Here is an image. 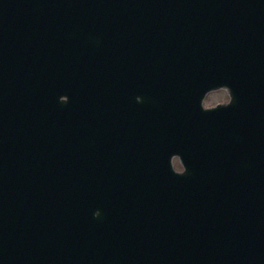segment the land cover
<instances>
[{
  "label": "water",
  "instance_id": "water-1",
  "mask_svg": "<svg viewBox=\"0 0 264 264\" xmlns=\"http://www.w3.org/2000/svg\"><path fill=\"white\" fill-rule=\"evenodd\" d=\"M62 1L0 0V264H264V0Z\"/></svg>",
  "mask_w": 264,
  "mask_h": 264
},
{
  "label": "bare ground",
  "instance_id": "bare-ground-1",
  "mask_svg": "<svg viewBox=\"0 0 264 264\" xmlns=\"http://www.w3.org/2000/svg\"><path fill=\"white\" fill-rule=\"evenodd\" d=\"M57 10H58V17L61 21L69 18V16H70L69 7L62 0H58V9ZM111 212L112 211L110 209L108 211L100 209L98 212H95L93 215L89 216V218L96 222V221H99L101 219L106 218ZM98 233H100L101 235H107V238H105L104 240H100L97 233H94L92 235L93 238L98 240L100 246L108 245V243H109V232L107 230H103V231H99ZM112 261H115V259H113Z\"/></svg>",
  "mask_w": 264,
  "mask_h": 264
},
{
  "label": "rangeland",
  "instance_id": "rangeland-1",
  "mask_svg": "<svg viewBox=\"0 0 264 264\" xmlns=\"http://www.w3.org/2000/svg\"><path fill=\"white\" fill-rule=\"evenodd\" d=\"M221 92V91H220ZM228 97H227V94L226 93H218V92H215L213 93L212 95L209 96L208 100L205 102L206 105H213L217 102H220L222 100H227Z\"/></svg>",
  "mask_w": 264,
  "mask_h": 264
}]
</instances>
